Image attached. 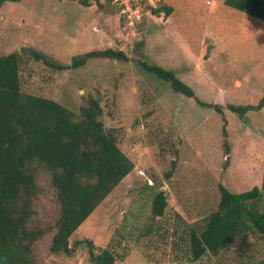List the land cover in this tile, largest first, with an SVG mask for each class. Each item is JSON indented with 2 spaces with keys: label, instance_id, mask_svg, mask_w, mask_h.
<instances>
[{
  "label": "rangeland",
  "instance_id": "rangeland-1",
  "mask_svg": "<svg viewBox=\"0 0 264 264\" xmlns=\"http://www.w3.org/2000/svg\"><path fill=\"white\" fill-rule=\"evenodd\" d=\"M223 1L88 0L84 6L20 0L1 6V55L31 47L68 64L73 56L111 48L129 59H96L62 72L33 64L31 76L22 73L24 92L74 112L84 97L97 98L101 122L134 166L70 237L72 255L51 254L48 236L39 242L41 264H90L86 245L76 244L84 239L95 251L110 247L115 264H264V236L257 233L216 256H188L187 231L204 228L217 207L218 185L233 193L260 187L264 168V107L243 117L227 109L256 105L264 94V21ZM158 6L172 8L171 14L153 15ZM142 61L172 70L201 102L222 112L174 92L145 72ZM37 182L43 190L37 210L48 219L53 190L45 173ZM158 188L167 206L153 216Z\"/></svg>",
  "mask_w": 264,
  "mask_h": 264
},
{
  "label": "trees",
  "instance_id": "trees-1",
  "mask_svg": "<svg viewBox=\"0 0 264 264\" xmlns=\"http://www.w3.org/2000/svg\"><path fill=\"white\" fill-rule=\"evenodd\" d=\"M19 1L0 0V8L4 3ZM79 1L88 5V0ZM224 4L264 21V0H225ZM150 12L156 16L163 13L167 18L172 8L158 6ZM96 59L129 61L123 51L111 48L73 56L68 64L31 47L0 54V264H41L38 245L46 236L51 254L72 255L70 237L134 167L118 148L113 131L101 122L102 107L97 98L84 97L78 112H74L50 98L23 91L27 79L22 73L27 70L31 76L33 64L62 72ZM140 66L167 82L174 92L222 112L220 105L201 102L172 70L145 61ZM263 107L264 94L256 105H227L239 117ZM172 172L173 167L165 178ZM39 173L47 175L53 190L55 210L48 219L41 218L37 210L43 191L37 182ZM218 191L217 207L204 228L187 231L192 261L216 256L250 233L264 236V209L258 206L264 196V168L260 187L233 193L219 184ZM166 206V194L158 188L151 205L153 216H162ZM76 244L86 245L90 264H115L117 260L110 247L95 251L87 239Z\"/></svg>",
  "mask_w": 264,
  "mask_h": 264
},
{
  "label": "built area",
  "instance_id": "built-area-1",
  "mask_svg": "<svg viewBox=\"0 0 264 264\" xmlns=\"http://www.w3.org/2000/svg\"><path fill=\"white\" fill-rule=\"evenodd\" d=\"M155 1H157V0H155ZM152 3V2H151Z\"/></svg>",
  "mask_w": 264,
  "mask_h": 264
},
{
  "label": "crops",
  "instance_id": "crops-1",
  "mask_svg": "<svg viewBox=\"0 0 264 264\" xmlns=\"http://www.w3.org/2000/svg\"><path fill=\"white\" fill-rule=\"evenodd\" d=\"M225 1V0H224ZM224 1H223V3H224Z\"/></svg>",
  "mask_w": 264,
  "mask_h": 264
}]
</instances>
